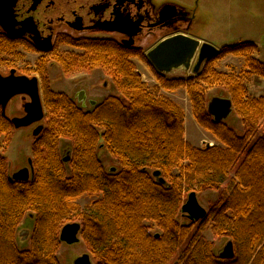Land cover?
<instances>
[{"label": "trees", "instance_id": "obj_1", "mask_svg": "<svg viewBox=\"0 0 264 264\" xmlns=\"http://www.w3.org/2000/svg\"><path fill=\"white\" fill-rule=\"evenodd\" d=\"M61 42L84 50L55 58L66 74L102 70L118 95L83 109L52 90L47 62L38 63L46 115L32 144V180L11 181L0 144V264H61L60 234L70 221L81 225V240L95 264H171L180 251L175 264H264V97H252L247 87L252 77L264 79L257 46H225L196 77L171 78L158 73L142 50L112 40ZM229 56L243 58L245 67L219 71L218 64ZM136 58L148 64L156 88L143 82ZM210 87L232 100L242 132L208 114ZM182 89L196 122L221 146L199 149L187 141L184 109L163 93ZM13 129L0 115V139L7 145ZM64 140L71 143L68 163L61 153ZM103 147L120 170L104 168ZM208 191L221 195L205 219L182 224L186 195ZM83 196L95 198L86 211L77 205ZM25 218L33 220L34 229L24 250L18 231ZM147 223L161 231L159 238ZM209 227L215 238L233 243L232 259L219 257L214 242L205 238Z\"/></svg>", "mask_w": 264, "mask_h": 264}, {"label": "flooded vegetation", "instance_id": "obj_2", "mask_svg": "<svg viewBox=\"0 0 264 264\" xmlns=\"http://www.w3.org/2000/svg\"><path fill=\"white\" fill-rule=\"evenodd\" d=\"M193 20V12L184 7L172 2L156 4L154 0H0V54L7 57L18 56L19 50L23 49L38 54L40 57L38 62L41 60L47 62L50 59L54 61L57 56L67 58L71 54L80 55L84 52L81 48L61 41L88 39L112 40L122 46L142 51L143 42L155 43L148 52L143 51L147 56L167 38L180 34L191 37L189 30ZM49 47V51H41V48ZM63 47L71 50L65 53L59 52ZM138 61L148 65L140 59ZM183 72L192 73L191 77H196L200 73L194 74L192 71L185 72L184 70ZM11 75L36 77L39 81L40 92L43 93L40 74L38 77L25 73L20 74L16 68L8 67L0 59V76L8 78ZM82 91L85 94L82 95ZM20 97L29 98L28 96ZM74 99L83 109L92 107L85 90L78 92ZM29 102L24 104V109ZM7 108L3 112L0 107V115L7 117ZM23 117L7 118L12 123L13 119ZM32 126L35 132L40 126L43 127V124L40 122ZM33 138L37 137L33 134Z\"/></svg>", "mask_w": 264, "mask_h": 264}, {"label": "rangeland", "instance_id": "obj_3", "mask_svg": "<svg viewBox=\"0 0 264 264\" xmlns=\"http://www.w3.org/2000/svg\"><path fill=\"white\" fill-rule=\"evenodd\" d=\"M154 2L156 4L172 2L184 7L188 11L193 12L194 22L190 27L189 34L192 35L193 38L211 44L220 51L225 46L240 43L239 35L233 31V25H230V23L232 24V21L229 19L227 15L224 14L222 0H154ZM262 2L263 5L264 1ZM256 3L257 0H253L250 3V5H252V7L254 8ZM154 45L155 43L153 42L145 41L142 43L141 46L143 47V51L146 53ZM70 50L71 49L68 47H63L59 50V52L65 53ZM18 53H19L18 56H13V57L11 56L7 57L0 54V59L3 60V62H5L8 67L16 68L18 70V73L20 74L25 73L29 76L38 77L39 72L37 71V65L39 63L38 61L40 60L39 55L36 54L35 52L29 50H23V49H20ZM133 62L137 68V72L142 76L143 82L146 83L147 86L151 89L156 88V85L149 80L148 74L150 73V75H152L153 77L154 75L150 70V68L148 67V65L141 63L140 61H138V59H133ZM228 62L226 61L225 63L228 64ZM234 62H238V61L234 60ZM47 65L48 66L46 69H47L48 79L50 81L52 90L55 92L63 93L68 97L74 99V96L77 95L78 92H80L81 90H85L87 92L89 100H93L96 102H101L107 97L112 95H118V92L113 86L111 79L102 70L99 69L93 71L83 70V71L73 72V74H66L60 68V66L55 61H53V59L48 60ZM217 67L219 70L221 68V64H218ZM239 70L241 69H237L236 71ZM219 71L221 72L225 71L226 73H230L233 70L231 68V65H227L226 67H223ZM175 72L176 73H174V76H176L177 78H189L192 76V73L187 74L184 73L182 70ZM184 91L181 94L182 96H179L181 99L180 106L186 109L190 107L192 110V105L189 96ZM207 95H208L207 97L208 102L212 98L219 96L229 98L227 93L218 87L208 88ZM41 96L43 99V93H41ZM171 97L169 98L171 99ZM29 101L30 99L27 97L22 98L19 96L18 98H15L9 104L7 108L6 116L9 119H12L13 117H23L25 114L24 104ZM89 109L90 107L87 108V110ZM41 123L44 124V121H42ZM225 123L238 132L243 131L241 120L238 118V116L235 113H233ZM197 125L199 126L198 123ZM199 127L203 129L201 126ZM204 131L209 133L206 130ZM197 133L198 130L195 131L193 129L188 130L189 137L195 136L197 137V139H199L198 140L199 147L196 148L204 149L207 147V145H211V147L221 146L218 144L220 142L211 133H209V135H206L207 137L204 136L203 138H201V136L198 135ZM33 134H34V126H30L20 129H13L12 140L10 145L6 144L4 138L0 139L1 153L8 161L9 174L11 176L21 171V169L23 168L29 167V160L32 159V143L34 140ZM208 141H213L214 144L212 145ZM102 143L103 141L101 140V144ZM70 148H71V143L69 141L64 140L61 142V153L63 157H69ZM99 159L101 160L104 168L107 171L109 170L111 171L114 168L120 170V165L118 161L113 159L104 147L99 149ZM67 172L68 175L71 173L69 167H67ZM195 193L197 194L200 205L207 210V213L211 208V205L216 201H218L221 195L220 192H216V191L195 192ZM187 199H188V194L184 199V203L187 201ZM93 200H95L94 197L83 196L81 199L78 200L77 205L80 206V208L83 211H86ZM179 219L180 222L184 225L190 223V220H188V218L184 216L182 213L179 216ZM66 223L70 224L73 222L70 221ZM197 224H200V222H197ZM147 226L151 229V233L153 235L161 234V231L153 223H147ZM33 229H34L33 220L29 218H25L18 231V246L20 249L25 250L29 248L30 243L28 239H26V235L28 233L30 235ZM203 235L208 241L214 242L215 250L218 254L229 242L228 239L215 238V236L211 231V227H209L203 233ZM181 253L182 251L179 252L178 256L173 260L171 264H175L178 261ZM85 254H89V252L81 240L78 244L71 246L63 243L61 245L58 256L61 264H75L77 259ZM93 264L95 263L93 262Z\"/></svg>", "mask_w": 264, "mask_h": 264}, {"label": "water", "instance_id": "obj_4", "mask_svg": "<svg viewBox=\"0 0 264 264\" xmlns=\"http://www.w3.org/2000/svg\"><path fill=\"white\" fill-rule=\"evenodd\" d=\"M49 50L50 47L41 48V51L44 52ZM219 53L220 50L211 44L202 43L198 39L180 34L163 40L147 54V58L155 70L163 75H169L179 70L192 71L194 74H198L202 66ZM81 94L83 95L85 92L82 91ZM17 96H28L30 102L25 105V116L13 119L12 123L15 129L30 127L45 119L44 101L41 96L39 81L36 77L28 78L11 75L8 78H3L0 76V107L3 112L6 111L9 102ZM79 100L81 101L80 98ZM90 104L95 107L97 102L90 100ZM207 111L215 122L224 123L234 112L232 100L221 96L214 97L208 102ZM42 130L43 127L40 126L34 132V137H38ZM207 148H210V146ZM70 153L71 151L69 150ZM63 160L64 163H68L70 155L69 157H64ZM115 171V168L111 170V172ZM34 175L33 162L30 159L29 168L22 169L12 175L11 181L28 182L34 178ZM160 175V172L154 173L155 178H160ZM159 182L165 184V180L162 178L159 179ZM181 213L191 222L202 221L207 216V210L200 205L195 192L188 195L187 201L181 208ZM28 237L29 233L26 235V239ZM159 237V234L155 235V238ZM60 239L62 243L70 246L78 244L81 241V225L79 223L65 225L61 230ZM218 255L224 259H232L235 255L233 243L228 242ZM75 264H93V262L91 256L85 254L78 258Z\"/></svg>", "mask_w": 264, "mask_h": 264}, {"label": "crops", "instance_id": "obj_5", "mask_svg": "<svg viewBox=\"0 0 264 264\" xmlns=\"http://www.w3.org/2000/svg\"><path fill=\"white\" fill-rule=\"evenodd\" d=\"M252 1L253 0H222V5H223L224 14L227 15L229 19L232 21V24L230 23V25H233V31L239 35V40H240L239 42L240 43L250 42L256 45L257 52L255 53V58L261 61L262 63H264V4L262 5L263 3L262 1L264 0H257V3L254 6V8L252 7V5H250ZM190 36L192 37V35ZM234 60H237L238 62H234ZM226 61L227 62L229 61L228 64L225 63ZM220 64H221L220 69L226 67L227 65H231V68L235 70L243 69L245 67V61L243 58H237L232 56L227 57ZM174 73L168 76L171 78H177L176 76H174ZM148 77L149 80L152 81L157 87L158 84L156 83L155 78L152 75H150V73L148 74ZM247 86L249 93L253 97L259 98L264 96L263 78L252 77L249 80ZM183 91L184 90H180L171 94L163 91V93L166 96L169 97L172 96L171 99L176 103H178L179 105H181V99L179 96H182L181 94L183 93ZM183 109L185 111L186 139L193 146L199 147L198 144L199 139H197V137L195 136L189 137L188 130L190 129H193L194 131L198 130L197 134L200 135L201 138H203L204 136L207 137L206 135H209V133L205 132L197 125L190 107H188L187 109L186 108ZM208 142H210L212 145L214 144L213 141H208ZM218 144L221 145L220 143Z\"/></svg>", "mask_w": 264, "mask_h": 264}]
</instances>
